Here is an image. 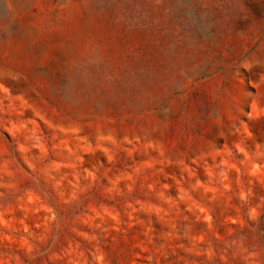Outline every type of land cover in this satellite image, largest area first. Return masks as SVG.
I'll use <instances>...</instances> for the list:
<instances>
[{"label":"rangeland","instance_id":"374dc122","mask_svg":"<svg viewBox=\"0 0 264 264\" xmlns=\"http://www.w3.org/2000/svg\"><path fill=\"white\" fill-rule=\"evenodd\" d=\"M0 264H264V0H0Z\"/></svg>","mask_w":264,"mask_h":264}]
</instances>
